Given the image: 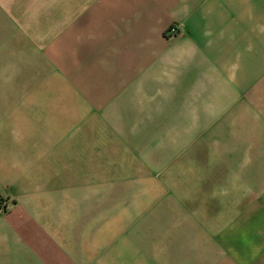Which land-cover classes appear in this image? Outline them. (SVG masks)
Here are the masks:
<instances>
[{
  "label": "crops",
  "instance_id": "obj_1",
  "mask_svg": "<svg viewBox=\"0 0 264 264\" xmlns=\"http://www.w3.org/2000/svg\"><path fill=\"white\" fill-rule=\"evenodd\" d=\"M25 56L98 162L0 105V264H264V0H0Z\"/></svg>",
  "mask_w": 264,
  "mask_h": 264
},
{
  "label": "rangeland",
  "instance_id": "obj_2",
  "mask_svg": "<svg viewBox=\"0 0 264 264\" xmlns=\"http://www.w3.org/2000/svg\"><path fill=\"white\" fill-rule=\"evenodd\" d=\"M25 58L26 56L23 57L24 62ZM13 63L20 65L15 61ZM23 67L26 71L21 75L12 74L8 78L7 76L0 78V105L6 106L10 104L14 109L16 108L15 110L18 109L16 112L13 110V112L17 114L18 119L27 120L29 124H32V136H35L34 134L38 131H43L47 132L49 136L54 135L56 137L57 133L60 132V152L68 155L70 148L71 160L74 162L76 183L88 181V175L84 176V173L97 165L98 160L94 157L91 158V151L98 150L99 144L88 142L84 137V132H81L80 126L73 128L69 125L71 129L70 127L67 128V126L65 128L59 126L55 120L60 118L67 123V120H65L66 112L60 111L59 113L57 106L54 105L55 100H52L55 98L54 96L41 95L44 93L42 90L47 89L49 86H54L53 80L57 82L56 86L61 85L63 87H66V80L60 79V77L56 80L51 74L46 76L41 73L37 75L30 74L28 70L34 67V62H29L27 65L25 62ZM6 87H10L11 89L4 91ZM58 98H61V96H58ZM16 114L13 117L14 119ZM99 128L96 129V132L93 131V133L99 132ZM86 129V131L91 130L90 127ZM92 129L94 130V128ZM68 131H70V134ZM95 157L97 156L95 155ZM61 160L68 161L67 158H61ZM160 228L159 226L158 229Z\"/></svg>",
  "mask_w": 264,
  "mask_h": 264
},
{
  "label": "built area",
  "instance_id": "obj_3",
  "mask_svg": "<svg viewBox=\"0 0 264 264\" xmlns=\"http://www.w3.org/2000/svg\"><path fill=\"white\" fill-rule=\"evenodd\" d=\"M166 34L168 36H175L179 34V27L177 25H172L171 27L168 28V30L166 31ZM6 207H7L6 200L0 197V211L5 210Z\"/></svg>",
  "mask_w": 264,
  "mask_h": 264
}]
</instances>
